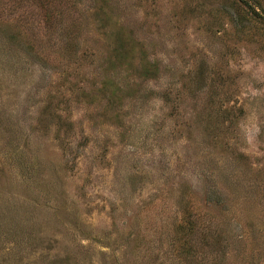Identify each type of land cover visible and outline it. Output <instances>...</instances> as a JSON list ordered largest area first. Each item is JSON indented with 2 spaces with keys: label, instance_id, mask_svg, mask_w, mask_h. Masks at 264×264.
Masks as SVG:
<instances>
[{
  "label": "rangeland",
  "instance_id": "obj_1",
  "mask_svg": "<svg viewBox=\"0 0 264 264\" xmlns=\"http://www.w3.org/2000/svg\"><path fill=\"white\" fill-rule=\"evenodd\" d=\"M256 10L0 0V264H264Z\"/></svg>",
  "mask_w": 264,
  "mask_h": 264
},
{
  "label": "trees",
  "instance_id": "obj_2",
  "mask_svg": "<svg viewBox=\"0 0 264 264\" xmlns=\"http://www.w3.org/2000/svg\"><path fill=\"white\" fill-rule=\"evenodd\" d=\"M244 1L249 6L251 15L261 16L258 14V12L256 10V6L259 7L264 12V7H263L262 3L260 2V0H249V1L244 0Z\"/></svg>",
  "mask_w": 264,
  "mask_h": 264
}]
</instances>
